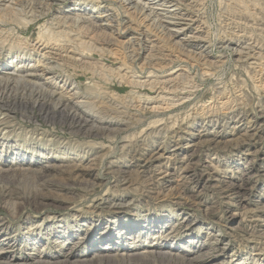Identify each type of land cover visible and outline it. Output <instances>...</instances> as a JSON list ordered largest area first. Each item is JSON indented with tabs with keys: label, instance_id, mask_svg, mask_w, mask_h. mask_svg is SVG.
I'll list each match as a JSON object with an SVG mask.
<instances>
[{
	"label": "rangeland",
	"instance_id": "rangeland-1",
	"mask_svg": "<svg viewBox=\"0 0 264 264\" xmlns=\"http://www.w3.org/2000/svg\"><path fill=\"white\" fill-rule=\"evenodd\" d=\"M0 84V262L264 264V0H0Z\"/></svg>",
	"mask_w": 264,
	"mask_h": 264
},
{
	"label": "bare ground",
	"instance_id": "bare-ground-1",
	"mask_svg": "<svg viewBox=\"0 0 264 264\" xmlns=\"http://www.w3.org/2000/svg\"><path fill=\"white\" fill-rule=\"evenodd\" d=\"M133 0H128V3L129 2H132ZM138 3V2H137ZM143 8V7H142ZM51 32V31H50ZM241 64V63H240ZM20 77V76H19ZM23 78H25V77H23L22 76V78L21 79H17V80H14V82L15 83H31L32 84V86H33V88H34V86L35 87H39V86H36V84H33L32 82H29L27 79L25 80V79H23ZM1 85V84H0ZM20 85V84H19ZM24 86V85H23ZM31 86V87H32ZM41 86V85H40ZM2 87V86H1ZM6 87V86H5ZM2 89V88H1ZM0 89V90H1ZM4 89V88H3ZM37 89V88H36ZM39 90H40V88H39ZM2 92V91H1ZM42 92V91H41ZM6 93V92H5ZM50 93H52L51 91H50ZM57 95V94H56ZM49 96V95H48ZM50 96H52V95H50ZM63 96V95H62ZM59 97V96H58ZM61 97V96H60ZM59 102L56 104V107H58V109L60 110V112H62V113H65V115L69 118V120L71 121V122H74L75 124H77V128H78V131H82V130H88L89 132H92V131H94V130H96V129H98L97 127H95V125L93 126V125H91L89 122H93V121H90L91 119H89V117H86V116H81L80 114V116H78V112L77 113H74L73 111H71V107L69 108L68 107V105H67V103H66V101L64 100V99H62L61 100V98H60V100H58ZM40 108H41V106H40ZM54 108V107H53ZM48 109V108H47ZM56 109V108H55ZM51 111H52V109H51ZM57 111V110H56ZM48 112V111H47ZM49 113V112H48ZM47 113V114H48ZM52 113V112H51ZM57 113V112H56ZM64 116V115H63ZM62 116V117H63ZM68 120V119H67ZM66 120V121H67ZM77 131V130H76ZM84 132V131H83ZM80 133V132H79ZM86 133V132H85ZM43 168V167H42ZM41 171V170H40ZM72 171H74V168H73V170ZM43 173H45V172H43ZM42 173V174H43ZM36 176H38V175H36ZM165 255H166V253H161L160 254V257L161 258H165ZM196 259V258H195ZM8 262H0V264H9L10 262H9V260H7ZM45 261V260H44ZM44 261H40V260H36V261H34L35 263H39V264H58L59 262H61L62 264H66V263H69V258H64V260H61V261H59V262H44ZM48 261V260H47ZM192 262L193 261H191V264H192ZM194 262H195V260H194ZM14 263V262H13ZM71 264H95L94 262H90V261H87V260H82V261H74V262H70ZM107 264H109V263H107ZM194 264V263H193Z\"/></svg>",
	"mask_w": 264,
	"mask_h": 264
}]
</instances>
